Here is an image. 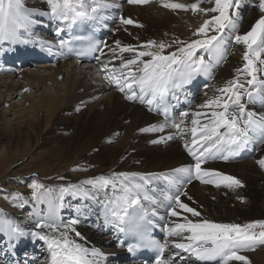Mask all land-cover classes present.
I'll return each mask as SVG.
<instances>
[{
    "label": "bare ground",
    "instance_id": "bare-ground-1",
    "mask_svg": "<svg viewBox=\"0 0 264 264\" xmlns=\"http://www.w3.org/2000/svg\"><path fill=\"white\" fill-rule=\"evenodd\" d=\"M196 1L150 0L149 3L138 4L136 9L128 5L127 15L136 19L132 24L121 22L122 18H128L118 7L99 9L95 19H85L87 24L100 32L105 31L100 47L101 56L99 55L97 63L104 65L96 70L88 63L79 64L69 58H61L52 65L47 53L59 54L57 37L67 34L73 21L53 19L47 0H25V6L37 13L32 17L36 24L33 25L31 34H22V40L25 41L23 43L0 44V164L7 159L12 160L4 170L6 177L10 178L12 183L25 184L28 174L42 173L30 171L28 174H20L13 169L17 162L31 160L28 163H33L36 160L31 159L32 155L38 154L39 159L54 163L52 176H57L60 172H63V176L55 184L44 182L45 189L36 200L31 201L32 203L23 201V208H28L27 216L0 207V221L7 220L18 230H0V242L5 247L4 250L0 248L3 253H10V256L15 257L16 250L22 244L41 242L46 245L51 259L47 243L34 233L49 236H58V233H53L48 228H37L36 225L52 223L59 225L60 231H64L65 225L77 220L78 223L68 229V236L89 250L87 259L92 264H116L117 260L122 259L124 252L116 249L120 232L117 220L111 215L113 205L109 202L116 201L123 195L120 183L128 181H124L122 177L116 179L115 188L112 185L103 188L92 187L81 182L102 176L116 178L119 173L136 174L134 177L130 175L131 184L142 185L143 191L156 199V204H151L143 200L141 195V203L149 212L148 217L162 224L166 232V261L173 253H179L181 257H176V264H201L194 256L174 247L176 242H181L180 237L167 235L166 227L183 223L185 216L194 222L208 219L216 223L232 222L242 226L246 221L253 220L254 215L258 217L255 221H264V186H258L264 184V168L258 164L260 159H264V146L257 151V159L247 161L246 154L255 148L252 141L241 149L245 150L242 157L237 154L228 160H222L220 165L213 160L202 165V169L218 171L239 179L243 187H228L225 182H220L217 187L216 184H205L192 179L191 183L181 186V191L186 195H181L180 198L183 203L199 211L201 216L193 217L190 213L177 209L181 215L172 217L161 207V200H166L164 193L171 191L169 187L172 186L164 177L175 175L174 170L177 168L194 164L193 157L185 147L186 143L191 146L193 139L192 120L199 119L201 124L209 123L211 112L221 109L202 108L201 105L214 97L222 96L218 89L235 80L238 70H241L246 48L243 44L234 42L236 32L225 31L223 54L212 60H209L202 50H198V53L205 55L208 71L195 75L190 82L183 83L179 88H170L165 95H169L174 102L177 114L174 118L178 123L183 121V132L165 122L159 115L156 101L149 106L140 103L139 99L128 100L126 93L130 94L129 89L125 88L124 92H121L115 84H109L104 78L105 75L111 74L112 70H120L122 61L135 56V52L121 53L117 41L120 42V47L131 46L140 51L142 39L146 44L149 41L160 44L171 35L173 39L169 48L164 54H160L169 55L178 51L181 44H175V37H189L194 34L201 24L200 11L193 12L190 7L188 10H174L165 8L162 4L179 3L190 6ZM250 24L247 19L246 23L239 27L247 33L251 30ZM109 32H115V41L108 37ZM151 51L157 52L159 49L153 47ZM142 59L150 61L151 58ZM20 65H23V68L15 70L14 67ZM80 66L84 71H79ZM31 67H36V70ZM105 67L107 72L104 71ZM135 68L136 66H133V70ZM123 71L127 72L128 69ZM6 75L8 77L5 79ZM262 75L264 79V68ZM86 76H98L102 81L93 85ZM23 89L32 92L20 96L18 102H12ZM197 95L202 96L201 102L197 101ZM228 95L230 94H224L223 99L227 100ZM24 102H28V105ZM241 102L245 104L246 113L252 112L255 117L264 108V103L258 100L256 104H252L246 95ZM3 105L8 106L5 108ZM188 105L190 106L187 107ZM182 113L188 115L182 116ZM196 113H201V116L196 117ZM12 114V118H9ZM153 126H163V131H142ZM223 131L224 129H221V132ZM169 136L173 138L162 139ZM255 139L257 136L253 138ZM262 144L264 145V142ZM86 160L99 164V168L85 173L71 170L74 165ZM68 185H77L79 190L71 189L61 193L60 189ZM49 188L52 189L51 192L46 191ZM235 188L240 189L245 198L252 193L255 205L248 206L246 211L242 210L243 207H232L234 200L227 196L230 190ZM151 210H155L157 216L153 217ZM161 216L165 219L160 220ZM77 232L80 233L79 236L76 235ZM107 244H112L114 250L108 254L100 250ZM93 249L100 255L93 256ZM33 257L35 255L32 251L24 261L6 264H34L31 262ZM249 261L250 264H264V252H254ZM49 264H52V259ZM230 264L244 262L231 261Z\"/></svg>",
    "mask_w": 264,
    "mask_h": 264
},
{
    "label": "snow or ice",
    "instance_id": "snow-or-ice-1",
    "mask_svg": "<svg viewBox=\"0 0 264 264\" xmlns=\"http://www.w3.org/2000/svg\"><path fill=\"white\" fill-rule=\"evenodd\" d=\"M149 2L150 0H128V3L131 4ZM47 4L50 7L51 17L60 21H75L78 18L95 19V14L98 13L99 9L113 6L106 0H91V3L89 0H47ZM214 5L210 9H200L198 3L190 6L179 3H163V7L174 10H188L190 7L193 12L203 11L205 14L213 12L218 13V15L213 16L210 20H205L194 33V35L203 38L187 43L179 47L177 52L169 55L160 54L166 47L163 43L157 44L155 41H149L148 44L141 46L144 50L137 51L131 46L120 47V42L117 41L116 44L121 53L135 52V56L122 61L120 70L114 69L111 74L104 77L109 84H115L121 92H124L125 88L129 89L130 94L126 93L128 100L139 99L140 103L151 106L154 101L162 100L170 88H179L183 83L190 82L195 75L208 71L205 55H197V51L202 50L203 53L207 54L209 60L217 55H222L226 29L229 32H236L234 42L243 44L246 48L243 55L246 63L244 69L238 70V73L243 71L250 77L246 80L248 87L246 88L244 83L239 82L237 77L236 80L229 81L223 88L218 89L222 96L214 97L201 105L202 108L221 110L211 112L209 123L201 124L199 119L192 120L191 134L193 139L191 146L186 143L185 147L193 157L194 164L177 168L174 170L175 175L164 177L169 185L177 189V194L174 196L164 193V198L170 202L168 215L172 217L181 215L177 209L190 213L193 217L201 216L199 211L183 203L180 198L181 195H186L185 192L181 191V186L191 183L192 179L200 180L201 183L205 184H216L217 187L220 186V182H225L228 187H243L239 179L218 171L202 169V165L209 160H228L229 157L237 155L256 135H259L261 141L264 142V115L258 119L254 118L255 114L246 113L245 104L241 102L243 99L242 90L249 101L258 99L264 103V80H258L257 77L259 71L257 63L264 65V15L255 22L250 31L245 34H238V13L230 12V10L238 9L240 0H214ZM258 8L261 13H264V0H258ZM36 14L25 6V0H0V44L25 42L22 40V34H31V29L36 24L32 17ZM41 14L49 15V13ZM121 22L123 24L133 23L132 20L123 18ZM209 32L215 34L209 35ZM57 34L59 35V32ZM181 43L183 44V42ZM153 47L158 48L159 51H151ZM143 57H150L151 59L144 61ZM133 66H136L135 70H133ZM123 69H128V71L124 72ZM104 71H108L107 67ZM224 94H230L227 100L223 99ZM77 110L79 111V109ZM167 111L165 108V115H167ZM187 115L188 113H182V116ZM195 116L199 117L201 113H196ZM181 124L183 121L173 123L172 127L183 132L184 129H182ZM221 129L224 131L221 132ZM142 131H163V126L159 128L153 126L142 129ZM172 138L169 136L162 139L170 140ZM159 142L153 141V143ZM258 164L264 168V159H260ZM130 175L134 177L136 174L119 173L116 178L102 176L81 183L101 188L112 185L115 188L116 179L122 177L124 181H128V183H120L123 195L118 197L116 201L109 202L113 205L111 215L120 222H125L124 218L128 217V222L131 225L128 231L138 236L141 244L147 242L157 248L162 255L168 242L160 243L152 240L146 232L140 230V223L145 221L149 214L141 203V195H143V200L149 201L151 204H156L157 201L153 196H149L143 191L142 185L131 184ZM32 188L35 194V192L45 189V186L35 183ZM71 189L79 190L77 185H68L61 188L60 191L66 193ZM46 191L51 192L52 189L49 188ZM134 206L138 207V211L134 210L129 213L128 210ZM151 215L155 217L157 212L151 210ZM159 219L164 220L165 217L161 216ZM183 221V223H175L172 227H166L167 235L180 237L181 242H176L174 247L181 252H187L194 256L201 264H230L231 261H243L244 264H250L249 259L239 253L255 251L258 245H264V221L243 226L236 223H216L208 219L194 222L187 216L183 217ZM77 223V220H72L69 225L64 226V231H60L59 225L52 223L36 225L37 228H48L51 232L58 233V236L34 233L47 243L52 264H92L87 259L89 250L68 236V229ZM147 223L152 224V221L148 220ZM5 228L11 232L18 231L7 220L0 221V230ZM257 228L259 229L258 232L255 231ZM185 233L187 235H184ZM76 235L79 236L80 233L77 232ZM131 250L129 248V251ZM92 255L98 256L100 253L93 249ZM178 255L179 253H173L167 261H161L160 264H176Z\"/></svg>",
    "mask_w": 264,
    "mask_h": 264
},
{
    "label": "rangeland",
    "instance_id": "rangeland-1",
    "mask_svg": "<svg viewBox=\"0 0 264 264\" xmlns=\"http://www.w3.org/2000/svg\"><path fill=\"white\" fill-rule=\"evenodd\" d=\"M107 3H110L113 5L110 8L118 7L125 15H127V9H128L127 6L128 5H131L133 9H136L138 6V4L128 3V0H125L123 2H120L118 0H107ZM195 3H198V6L200 9H210V8L215 6L214 0H197ZM230 12L238 13V17H239V19H238V30L240 32L239 34H245L244 33L245 29H242L239 26L242 24H245L247 19L251 23L250 25L252 27L255 24V22L262 15H264V13H261L259 11L258 0H240L239 8L238 9H231ZM216 15H218V13L207 12V14H205V12L200 11V17H201L200 26L204 23L205 20H210L213 16H216ZM127 18L132 20V21L136 20L134 17H130L129 15H127ZM200 26H198V28ZM197 29L195 30L194 33H196ZM225 31H228V30L226 29ZM114 34H115V32H110V34H108V37L112 41H115V35ZM214 34L215 33H213V32H209V35H214ZM177 35H179V34H177ZM192 35L189 37H185L184 35L183 36L179 35L180 37L176 36L175 37V44L177 43V44H181V46H183V45H186L187 43H191L192 41H194L196 39L203 38L202 36H197L194 34H192ZM172 39L173 38L171 37V35H169L168 39H165L162 42L163 44H166L165 46L167 47V48L163 49L162 54H164V52L169 48L168 46L170 44V41H172ZM103 40H104V37H103ZM181 42H183V44ZM143 45H146L144 39H142L140 42V46H143ZM142 50H144V49L142 48ZM197 55H201V54L198 53V51H197ZM100 56H99V58H100ZM245 63H246V61H244V59H243V64H242L241 70L244 69ZM31 68L33 70H36L35 69L36 67H31ZM257 68L259 69V71L257 73L258 80H264L262 77L264 65H260L259 63H257ZM81 70H83V69L80 66L79 71H81ZM7 77H8V75L5 76V79ZM237 77L239 79V82L244 83L245 87L247 88L248 85L246 84V80L250 79V77H248L246 75V73L243 71H240L238 73ZM237 77H236V79H237ZM87 78L90 79V82L93 85L100 84L102 81V80H100V78L98 76L97 77L91 76L90 78L88 76ZM59 80L60 79H58V81ZM3 81H4V79H3ZM47 85H50V84H47ZM28 92L30 93L32 91L31 90L29 91V89H23L20 92L19 96L15 97V99H13L12 102H18L20 99L19 97L22 96L23 94H28ZM241 95H242V97L244 96V93L242 90H241ZM201 98H202L201 95H197V101L198 102H201ZM254 101H252V104H256L258 102V99L254 100ZM24 104L28 105V102H24ZM3 106L5 108H7L8 105H3ZM261 110L262 111H260L259 115L256 116L255 118L258 119L261 115H264V108ZM12 116H13V114L9 118H12ZM256 136H257V139H260L259 135H256ZM256 136H255V138H256ZM251 141L253 143L255 140H251ZM110 145H114V144H110ZM263 146L264 145L262 144V142H260V143H258V147L253 148V150L249 154H246L247 155V158H246L247 161H249L252 158L257 159V156H258L257 151L261 150L263 148ZM31 159H34L36 161H33V163L32 162L28 163L31 160L25 161L24 163L17 162L15 165V169H13L15 172H18L20 174H26V173L28 174V173H30V171H39L42 173L41 174L42 176L40 174H37V173L34 174V172H32L31 174H28L27 183H25V184H18L16 182L12 183L10 181V178L6 177L4 170L6 167H8V165L10 163H12V160L8 161V159H7L6 161H4L3 163L0 164V207L1 208H4V209L11 211V212H19V213H22L25 216H27L29 214L28 208L27 207H26V209L23 208V206H24L23 201L27 200L29 203H32L31 201L36 200L38 198V196L41 194V192L43 191V189H41V190L35 192V194H34L32 185L35 183H39V184H43L45 186L44 182H47L48 184H55L60 179H62L61 177L63 176V172H60L57 176H55V175L52 176L54 163H52L51 161H48L46 159H39L38 154L32 155ZM222 160L223 159H215V160H213V162L216 163L217 165H220ZM97 168H99V164H97V163L95 164V163H92V162L86 160V161L79 162L77 165H74L71 170L74 172H78V173H85L87 171L95 170ZM258 186L262 187V186H264V184H259ZM230 191L231 192L228 193L227 198H231L234 200L232 202L233 203L232 207H234L236 205L238 208L243 207L242 210L246 211L247 207L248 206L251 207V205L254 204V202H255V198L252 197V193L250 194V196L248 197L249 199H248V198H245V196L243 195V192L240 189L235 188V189H232ZM202 212H203V210H202ZM255 220H258V217L254 215V219L250 220V221H246V224L257 222ZM229 223H232V222H229ZM255 231L258 232L259 229L257 228V229H255ZM35 244H36V247H34ZM35 244L33 243V244L29 245L27 242L22 244L18 248V250H16L15 257L12 255L10 256V253L8 255V253H3V251L0 250V263L6 264L8 262H14V261H19V260H20V262H22L25 260L27 255L32 253V251H33L35 257H33V261H31V262H33L34 264H49L51 259H50V255L48 253L46 245L42 244L41 242H36ZM0 248H2V250L5 249L4 245L1 244V242H0ZM100 250L104 253H107V254L114 251L112 244L104 245V248L101 247ZM254 252H258V253L264 252V245H258L256 247L255 251H242L239 254L247 257L250 260V259H252ZM179 257H181V255H179ZM26 260H28V259H26ZM188 264H192V263L188 262Z\"/></svg>",
    "mask_w": 264,
    "mask_h": 264
}]
</instances>
